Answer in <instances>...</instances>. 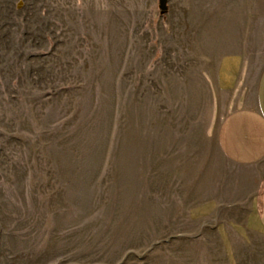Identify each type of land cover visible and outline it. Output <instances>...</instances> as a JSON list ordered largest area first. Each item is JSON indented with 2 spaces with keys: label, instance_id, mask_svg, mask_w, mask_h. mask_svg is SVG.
<instances>
[{
  "label": "rangeland",
  "instance_id": "rangeland-1",
  "mask_svg": "<svg viewBox=\"0 0 264 264\" xmlns=\"http://www.w3.org/2000/svg\"><path fill=\"white\" fill-rule=\"evenodd\" d=\"M166 5L0 0V264H264L211 84L264 0Z\"/></svg>",
  "mask_w": 264,
  "mask_h": 264
},
{
  "label": "crops",
  "instance_id": "crops-1",
  "mask_svg": "<svg viewBox=\"0 0 264 264\" xmlns=\"http://www.w3.org/2000/svg\"><path fill=\"white\" fill-rule=\"evenodd\" d=\"M244 23L242 20V28ZM225 39L235 46L231 51L219 53L211 84L226 94L221 104L226 110L216 131L217 147L223 159L241 172L237 177L239 183L232 186L233 192H227L231 197L227 202L231 205L247 202L249 207L243 208L245 224L253 218L264 233V60L247 91L248 60L244 44L250 41L238 34L227 35ZM257 44V57L264 59V34L257 37Z\"/></svg>",
  "mask_w": 264,
  "mask_h": 264
},
{
  "label": "water",
  "instance_id": "water-1",
  "mask_svg": "<svg viewBox=\"0 0 264 264\" xmlns=\"http://www.w3.org/2000/svg\"><path fill=\"white\" fill-rule=\"evenodd\" d=\"M158 2L161 13H164L167 10L166 0H158Z\"/></svg>",
  "mask_w": 264,
  "mask_h": 264
}]
</instances>
